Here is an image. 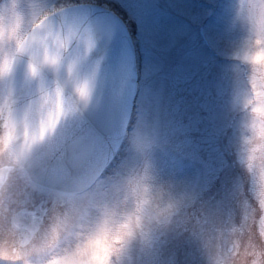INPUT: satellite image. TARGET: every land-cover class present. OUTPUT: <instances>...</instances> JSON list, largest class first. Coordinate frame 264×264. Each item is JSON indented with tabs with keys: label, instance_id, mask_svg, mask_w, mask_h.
<instances>
[{
	"label": "rangeland",
	"instance_id": "rangeland-1",
	"mask_svg": "<svg viewBox=\"0 0 264 264\" xmlns=\"http://www.w3.org/2000/svg\"><path fill=\"white\" fill-rule=\"evenodd\" d=\"M78 3L133 30L135 120L116 166L64 206L54 196L26 248L10 217L48 197L0 135L16 168L0 191V264H264V0H0V112L21 41Z\"/></svg>",
	"mask_w": 264,
	"mask_h": 264
},
{
	"label": "water",
	"instance_id": "water-1",
	"mask_svg": "<svg viewBox=\"0 0 264 264\" xmlns=\"http://www.w3.org/2000/svg\"><path fill=\"white\" fill-rule=\"evenodd\" d=\"M138 79L132 36L108 9L68 7L31 32L9 74V126L38 187L68 199L98 181L125 140Z\"/></svg>",
	"mask_w": 264,
	"mask_h": 264
},
{
	"label": "flooded vegetation",
	"instance_id": "flooded-vegetation-1",
	"mask_svg": "<svg viewBox=\"0 0 264 264\" xmlns=\"http://www.w3.org/2000/svg\"><path fill=\"white\" fill-rule=\"evenodd\" d=\"M6 71V70H5ZM3 108L0 112V135L7 138L9 137V130H8V125H7V117H8V112H9V105L8 103H3ZM8 134V135H7ZM8 140V138H7ZM9 158H11V154L8 155ZM1 157H0V172L1 169L6 168L8 169L7 171V176H6V181L5 184L8 182V178L10 176H13L15 174V167L14 164L12 163V158L6 163L8 164H2L1 163ZM3 160V159H2ZM15 168V169H14ZM18 169L21 170V172H24L22 169V166H18ZM25 173V172H24ZM12 184H16V181H13ZM36 194H40L41 196H47V198H44L45 200L39 201L33 208L30 207L32 210H27L25 208L19 209L15 211L11 217H10V223H11V230L13 229L15 231V238L19 239V246H22L25 244V240L29 234L33 231V229L37 228V225L39 224L38 222H41V220L44 219L46 216V213L48 212L49 205L52 203L54 196L57 198V207L59 208L60 206L66 205V202H64L62 199L58 197V195L54 192L50 191H43L37 187L34 189ZM29 221V223H28Z\"/></svg>",
	"mask_w": 264,
	"mask_h": 264
}]
</instances>
